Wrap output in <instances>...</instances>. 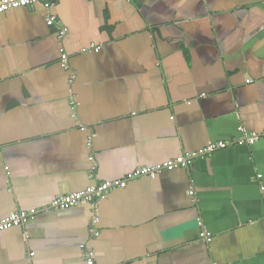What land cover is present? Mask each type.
<instances>
[{
	"label": "crops",
	"instance_id": "crops-1",
	"mask_svg": "<svg viewBox=\"0 0 264 264\" xmlns=\"http://www.w3.org/2000/svg\"><path fill=\"white\" fill-rule=\"evenodd\" d=\"M48 13L0 15V219L31 213L0 232V264H264V136L241 132L264 133V0H58L63 42Z\"/></svg>",
	"mask_w": 264,
	"mask_h": 264
},
{
	"label": "built area",
	"instance_id": "built-area-1",
	"mask_svg": "<svg viewBox=\"0 0 264 264\" xmlns=\"http://www.w3.org/2000/svg\"><path fill=\"white\" fill-rule=\"evenodd\" d=\"M57 1L58 0H0V15L12 9L34 8L38 5H41L44 9H46V11L49 12L46 17V23L50 27H54L59 41L63 42L66 36L68 35V30L60 23L57 17L51 13V9L54 7ZM100 50L101 47L93 46L91 48H85L82 51L86 53L89 51L100 52ZM59 52L61 56L62 66L67 69L69 55L63 45L61 46ZM241 132L245 138L244 142H246L248 145L255 144L257 141H259L262 136H264V133H251L246 131L245 129H242ZM228 144V142H218L209 145L208 147L199 152L184 154L155 167H139L132 173H129L123 180L103 182L97 187H89L85 191L64 195L58 199H55L51 204V207L55 209H70L71 207H74L80 203H90L95 206L99 201L105 199L111 191L117 189H125L129 183L136 180L146 178L156 179L158 174L163 171H173L178 168H189L193 160L197 157L210 155L212 152L218 149H223L227 147ZM189 194L191 196H194L195 193L194 191L190 190ZM30 215L31 213L19 212L11 215L9 218L0 219V232H4L8 229L26 224ZM91 232L96 237L99 235V231L96 229L91 230ZM212 236L213 235L211 233L205 230L202 232V237L207 242L212 241ZM82 248H85V246L83 245ZM87 263L95 264L92 252L88 254Z\"/></svg>",
	"mask_w": 264,
	"mask_h": 264
}]
</instances>
